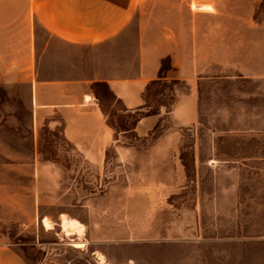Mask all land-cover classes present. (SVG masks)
I'll return each mask as SVG.
<instances>
[{"label": "rangeland", "instance_id": "1", "mask_svg": "<svg viewBox=\"0 0 264 264\" xmlns=\"http://www.w3.org/2000/svg\"><path fill=\"white\" fill-rule=\"evenodd\" d=\"M152 10L150 0L137 4L128 42L139 15ZM254 16L264 20V0ZM224 21L235 31L234 10H224ZM34 26L46 77L86 78L91 47L63 44ZM186 87L153 83L140 111L168 110L175 90ZM83 90L110 131L94 161L65 138L59 111H39L34 122L25 85L9 91L0 84V238L30 264H264V78L199 81L196 122L172 136L168 115L139 133L136 113L106 85ZM163 138L171 147L152 151ZM119 143L132 153L120 158ZM63 218L78 220L83 231L63 235Z\"/></svg>", "mask_w": 264, "mask_h": 264}, {"label": "crops", "instance_id": "2", "mask_svg": "<svg viewBox=\"0 0 264 264\" xmlns=\"http://www.w3.org/2000/svg\"><path fill=\"white\" fill-rule=\"evenodd\" d=\"M140 1L0 0V84L9 91L25 85L34 122L40 120L39 111L47 116L59 111L65 138L93 161L109 146L110 131L84 85L103 83L125 110L134 112L145 105L153 81L185 82L168 110L144 116L135 125V131L147 133L168 115L173 127L167 136H172L196 122L199 81L236 73L264 78V20H255L257 0H150L153 14L139 15L133 42H128ZM224 10H234L235 31L225 25ZM35 23L63 44L91 47L86 78L46 77ZM76 85L80 91L73 92ZM48 89L58 90L56 97L42 100L40 91ZM163 139L151 150L171 147ZM113 146L120 158L133 150L121 143ZM0 264L30 263L0 238Z\"/></svg>", "mask_w": 264, "mask_h": 264}, {"label": "bare ground", "instance_id": "3", "mask_svg": "<svg viewBox=\"0 0 264 264\" xmlns=\"http://www.w3.org/2000/svg\"><path fill=\"white\" fill-rule=\"evenodd\" d=\"M43 225L46 230H51L52 229V223H50L48 220L43 219ZM61 230L63 232V235L69 236L72 233H81L83 231V225L76 219L74 218H63L61 220ZM81 235V234H79ZM73 246L75 247H81L82 243L80 242H75L73 243ZM103 258V257H101Z\"/></svg>", "mask_w": 264, "mask_h": 264}, {"label": "trees", "instance_id": "4", "mask_svg": "<svg viewBox=\"0 0 264 264\" xmlns=\"http://www.w3.org/2000/svg\"><path fill=\"white\" fill-rule=\"evenodd\" d=\"M163 77V75L160 76V79ZM161 80H155L153 81V83H158L160 82ZM173 81V84L177 83L178 81L176 80H172ZM153 83L151 85H153ZM143 107L141 108H138L134 111V113H136V116H135V122H137V120H139L140 118L144 117V116H149V115H154L155 113H159V111H155L154 113H142L140 110H142ZM140 111V112H139Z\"/></svg>", "mask_w": 264, "mask_h": 264}]
</instances>
